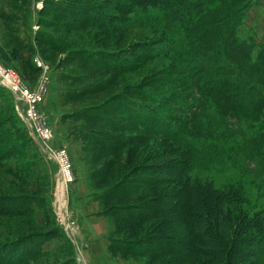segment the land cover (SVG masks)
Here are the masks:
<instances>
[{
    "label": "trees",
    "instance_id": "1",
    "mask_svg": "<svg viewBox=\"0 0 264 264\" xmlns=\"http://www.w3.org/2000/svg\"><path fill=\"white\" fill-rule=\"evenodd\" d=\"M251 1L77 0L63 7L70 28H98L93 35L105 45L120 32L140 27L155 34L151 41H137L117 52L91 47L87 57L91 65L118 75L154 60L164 64L154 69V80L124 89L115 105L132 123L167 138L178 152L170 165L153 173L165 171V177L154 178L173 182L172 192L165 198L153 196L147 207L124 205L119 217V242L129 252L147 256L146 264H257L255 249L264 245V208L249 202L241 182L218 187L199 174L236 164L248 151L264 171V49L254 55V36L243 33ZM106 117L112 127L120 125L121 119ZM3 123L1 163L26 153L13 144L1 145L10 136L1 130ZM32 165L13 162L10 170L22 176ZM45 197L1 193L0 213L30 214ZM164 214L167 219L159 218ZM167 221L176 234L162 229ZM148 223V232L129 236L131 231L138 235ZM64 229L56 221L48 230L0 238V264L32 263L42 256L43 242ZM223 256L225 263L212 262Z\"/></svg>",
    "mask_w": 264,
    "mask_h": 264
},
{
    "label": "rangeland",
    "instance_id": "2",
    "mask_svg": "<svg viewBox=\"0 0 264 264\" xmlns=\"http://www.w3.org/2000/svg\"><path fill=\"white\" fill-rule=\"evenodd\" d=\"M72 4L77 0H0V66L12 69L33 88L44 85L39 113L52 129L53 145L69 151L74 172L73 181H59L57 163L31 133L27 104L0 77L1 130L10 134L1 145L13 144L26 152L0 161V194L47 195L30 214L0 213V238H14L27 230H48L59 221L65 227L64 234L43 242L42 256L30 264H146L147 256L129 252L119 242V217L124 205L147 207L153 196L165 198L172 192L173 182L155 181L156 176L165 177V171L153 173L170 165L178 152L171 149L167 138L132 123L115 105L120 104L117 98L124 96V89L130 91L154 80L158 73L154 69L160 70L164 64L154 60L119 75L91 65L87 58L91 47L117 52L137 41H151L155 34L140 27L120 32L105 45L93 35L98 28L69 27L63 7ZM243 33L254 36V55L264 49V0L251 1ZM103 115L121 119L120 125L112 127ZM114 133L123 141L118 142L111 135ZM250 156L248 151L245 157H237L236 164L228 163L216 172L198 171L218 187L241 182L249 202L263 209L264 171ZM23 161L33 165L22 177L10 167ZM60 182L65 186L66 202L61 213L57 202ZM47 218H51L48 223ZM150 228L148 223L138 235L131 231L129 236L138 237ZM162 229L177 232L168 221ZM255 251L257 264H264V245ZM224 259L212 262L225 263Z\"/></svg>",
    "mask_w": 264,
    "mask_h": 264
},
{
    "label": "built area",
    "instance_id": "3",
    "mask_svg": "<svg viewBox=\"0 0 264 264\" xmlns=\"http://www.w3.org/2000/svg\"><path fill=\"white\" fill-rule=\"evenodd\" d=\"M0 77L4 84L7 79L11 82L6 83L10 86L18 98L24 101L28 106V117L31 116V133L45 146L49 157L52 158L58 166L59 181L65 184L74 180V172L69 151L64 147L56 148L53 144L54 135L43 114L39 113V104L43 100L44 85H38L36 88L29 86L20 80L19 76L12 69H6L0 66ZM61 223V222H60Z\"/></svg>",
    "mask_w": 264,
    "mask_h": 264
},
{
    "label": "bare ground",
    "instance_id": "4",
    "mask_svg": "<svg viewBox=\"0 0 264 264\" xmlns=\"http://www.w3.org/2000/svg\"><path fill=\"white\" fill-rule=\"evenodd\" d=\"M11 82L10 79L6 80V83ZM64 193H65V186L63 185V183H59V187H58V192H57V196H58V204H59V210L60 213L64 212V210H62V208L64 209L65 207V197H64Z\"/></svg>",
    "mask_w": 264,
    "mask_h": 264
}]
</instances>
